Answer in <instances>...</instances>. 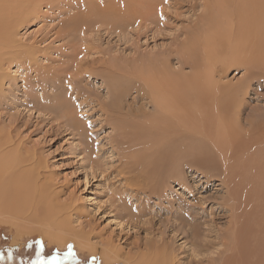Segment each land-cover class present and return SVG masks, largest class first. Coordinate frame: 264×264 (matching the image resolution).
<instances>
[{
    "label": "rangeland",
    "instance_id": "1",
    "mask_svg": "<svg viewBox=\"0 0 264 264\" xmlns=\"http://www.w3.org/2000/svg\"><path fill=\"white\" fill-rule=\"evenodd\" d=\"M244 1L58 0L60 13L58 8L48 7L47 2H39L41 10L38 19L21 26L17 39L40 51L37 64L40 63L38 66L44 69L35 66L32 69L36 68L37 71L30 73L25 64L22 67L17 64L8 67L7 78L0 92V138L9 139L12 145L20 148V154L23 152L26 159L38 166L36 171L55 189L57 202L66 207L70 228L87 236L88 244L95 250L91 253L87 248L80 249L71 237H66L61 245L58 240H51L44 234L42 225L31 220L16 221L12 219L10 210L0 206V249L12 246L16 250L14 253L3 252L0 259L7 258L6 264H20L24 260L28 264H37L38 258L51 261L58 254L59 259L52 264H125L128 257L131 262L137 263L142 248L157 241V246L165 245L171 250L178 264H225L226 258L227 264H264V203L253 204L246 211L242 208L240 211L239 207L229 211L227 208L232 205L226 200V189L222 185L225 170L222 162L207 168L210 170L208 178L196 169L185 168L182 170L185 181H168L162 194L140 193L135 196L136 188L127 187L126 175L123 174L124 153L132 152L133 155L141 150V154L144 149H140L138 140L130 137V133L123 134L119 130L120 120L109 110L115 98L112 91L115 90L141 87L146 94L143 97L147 98L150 80L154 77H149L152 72L146 63L165 61L169 71L175 75L173 79L190 81L193 69L182 65L178 54L194 38H197L195 56L201 65L203 82L209 81V65L222 60L227 52L234 49L244 54H257L258 49H264V38L256 28H252L253 21H249L250 17L255 16L259 0ZM209 11H213L210 24L206 18ZM75 18H87L89 23L73 27L71 20ZM118 19L122 20V24L115 23ZM71 31L74 32L71 34ZM72 45L73 51L70 48ZM44 53L48 56L42 57ZM61 53L67 54V57ZM217 66L219 71L212 78L214 85L231 87L244 80L246 71L243 66L223 68L221 62H217ZM47 67L49 72L44 71L48 70L45 69ZM261 68L264 70V65ZM46 75L51 78H46ZM116 76L119 78L116 79ZM39 81H43V84ZM209 86L195 91L189 87V95L207 96L208 90L205 88ZM64 92L70 94L67 95L74 102L70 106L76 109H73L76 111L73 114L76 119L73 127L66 126V119H57L59 115L55 116L45 109L51 105L50 100L56 96L63 97ZM131 96L134 93L121 100L125 109H143L146 113H153V107L147 105L146 99L132 104ZM241 101L244 104L241 115L243 122L250 117L256 121L254 125L259 124L256 131H261L253 138L256 148L251 147L250 152H263L260 147L264 148V78L249 83ZM81 102H84L83 106H79ZM188 114L189 117L182 122L188 126L191 135L200 132L203 136H209L202 142L208 150L216 144L220 150L224 148V141L212 132L213 121L210 120H214V113L208 111L204 114L191 109ZM240 126L246 127L243 124ZM210 142L213 144L209 145ZM232 149L227 152L229 165L236 160L233 159V152L237 148L233 146ZM215 152L214 157L217 158L219 155ZM247 178L251 179L247 192L264 194L260 180L251 174ZM169 203L174 211L181 213L182 221L181 217L178 220L179 217L173 218L168 210ZM176 220L185 223L183 226L187 224L186 230H192L195 237L194 233L192 237L181 235L178 228L182 225ZM14 221L20 229L15 228ZM171 222L178 227L170 229ZM246 227H250L249 230ZM236 236L239 238L236 239ZM235 239L244 245L239 243V246ZM249 242V249H245ZM23 245L28 247L33 260L26 259L25 252H19ZM104 248L117 253L118 259L108 263L103 261L101 254ZM69 249L74 258L65 259ZM243 251L249 255H243ZM231 253H238V256L234 254V257Z\"/></svg>",
    "mask_w": 264,
    "mask_h": 264
},
{
    "label": "bare ground",
    "instance_id": "2",
    "mask_svg": "<svg viewBox=\"0 0 264 264\" xmlns=\"http://www.w3.org/2000/svg\"><path fill=\"white\" fill-rule=\"evenodd\" d=\"M42 1L47 2L48 7L54 9L58 8V13H60L61 8L58 6L59 5L58 0H0V92L4 87L5 84L4 81L7 78V72H8L7 69L10 65L17 64V66L21 65L22 67V64H25L29 69L27 71H30V73L37 71L36 68L35 70L32 69L33 67L35 66H37V68L39 67L38 65L40 63L37 64L38 62L37 58H39L38 54L40 53V51L32 46H27L22 44L21 41L17 39V33H18V29L24 24H26V22H29L34 19H38L40 12L39 10H41L39 9L41 5V4L39 5V2L41 3ZM259 1L256 4V8L255 6L253 7L256 10L255 16L250 17L249 21L251 20L253 21L251 25L253 26L254 24V26L252 28L253 29L256 28L260 32V35L264 38V0H259ZM149 3H151V1ZM244 13L246 12L244 11ZM212 15H213V11H209L208 16L206 17L207 21H209V24ZM53 18H55V16H53ZM232 22L234 23L233 20ZM87 23H89V20L87 18H83V19L75 18L71 20V24L73 27L84 25ZM115 23L117 25H120L122 24V20L118 19ZM73 32L74 31H71V34ZM65 33L64 35H66ZM64 35L63 37H65ZM67 38L69 39L68 35ZM196 45H197V38L196 39L194 38L193 40L189 41L188 44L184 45L182 51L178 54L179 62L182 65L190 66L193 69V74L190 77V81L186 82L185 80L173 79V76L175 75L172 74L171 70L169 71L168 63L165 61L159 63H155V62L146 63L145 65H147V67H149L150 69V72H152L150 73L149 77L150 78L151 76L154 77L153 79L150 80L151 82H150L149 93L146 92L148 94V96H146L147 98L143 97V95L146 94L142 92L141 87H127V89L112 91L115 98L113 100L114 102L110 105L109 110L110 113H113L115 115L116 119L120 120V127H118L119 130L123 131V134H125L126 132L130 133L129 134L130 137H135L138 140L140 149L141 148L144 149V152H141V154H140L141 150H139V152L136 151L133 155H131L132 152H129L128 154L127 152L126 154L124 153L123 174L126 175L125 177L126 185L130 189L136 188L137 191H135V196L139 195L140 193L141 194L147 193L148 195L151 194L160 195L162 194L161 193L162 189L167 187L168 181L171 182L172 181L181 182L182 180L185 181L182 174V170H184L185 168L196 169L197 172L205 175L206 178H208V176L210 175V174L208 175V172L210 170L207 168L211 166H215L218 162L219 163L222 162L225 168L223 172L224 175H223L222 185L226 189V195H227L226 200L229 201V203L232 205L229 206L227 209L229 211L230 210L233 211L235 207H239L240 211L241 208L245 209L246 211L253 204L264 203V194H258L257 192H253V193L247 192L249 189L248 185L251 181V179L247 177L250 174L254 178L260 180L261 186H264V148L260 147L261 150L263 149V152L261 151L260 153H258L259 151L253 154L250 152L251 147L252 148L255 147L254 142H252V140H254L253 138H255V136L260 135L261 131H256L257 128L259 127V124L257 123L254 125L253 123H256V121H253L250 117L247 118L245 122H243V120L241 119V115L243 114L242 112L244 107L241 98L249 88V83L259 78H264V73H263L264 70H262L261 68V66L264 65V56H263L264 49L262 50L258 49L257 54H254L252 52L244 54L243 52H239L238 50H234V49L229 53L227 52L226 53L227 55H225L222 60L216 61L215 63H211L209 65L207 71L209 81L203 82V80L201 79V77L203 76L201 71V65L197 61V58L195 56ZM70 48L72 49V51L74 50L73 45L70 46ZM61 50L62 49H60V52ZM76 52L77 50L75 49V54ZM71 53H69L70 56ZM75 54L73 53L72 55ZM63 55L67 57V54L66 55L63 54ZM41 56L46 57L48 56V54L45 55L44 53L43 55L41 54ZM50 60L48 61L50 62ZM217 62H221L223 64V68L224 67L228 68L230 66H243L246 71L244 80L238 82L236 85H233L231 87L214 85L212 82V78L219 71V66H217ZM50 64L49 65L47 64V66H50ZM40 69H44V67ZM45 69H48V67ZM44 71L49 72V69ZM88 71L91 73L90 70ZM79 72L81 73V71ZM89 72H87V74ZM92 72H98V71L93 70ZM36 74L38 73L36 72ZM40 75H42V73ZM50 75L53 76L57 74H50ZM111 75H115V74H111ZM36 76L38 77L39 74ZM51 76L48 77L46 75L45 77L51 78ZM117 77L118 76H116V79ZM54 78L55 76L53 77V80H55ZM39 82H42L43 84V81H39ZM52 83L55 84L54 81ZM211 83L213 85H211ZM206 85H210L208 88H205L206 90H208L207 96L205 95L201 97V95L198 94V96L191 97L192 95H189V91H190L189 87L194 88L193 90L195 91L196 89H201ZM212 86L214 88H210ZM28 91L30 92V90ZM131 93H134V96L133 97L131 96L132 104L137 103L141 99H146L147 105H151L153 107V111H152L153 113H146V111L143 109L139 111L125 109L126 106L124 104L123 106L121 105V100L122 98L123 99L127 98ZM26 94L23 93V95ZM67 94L68 93L66 92L65 94H63L64 95L63 97L60 96L59 98L55 95L56 97H54L52 100L49 101L51 102L50 103L51 105H48L45 109L51 112L52 114H54L55 116L59 115L57 119L60 117L66 119L65 120L66 126L73 127L75 124L74 120H76L73 114H75L76 111L74 110L76 109L71 108L70 104H72L73 101L71 100L72 98L68 96L70 94L68 95ZM27 95H32V94L28 93ZM74 95L72 94V96ZM44 97H46V94ZM76 99L77 97L75 96V100ZM83 105L84 102H81L79 104V106H83ZM100 109L103 110L102 108ZM191 109H195L197 111L200 110L204 114H206L208 111L215 114V117L213 118L214 120H210V122L213 121L212 124L211 123L210 124L212 125V130L214 129L212 132H214L215 136L220 137L222 140L220 138L219 139L222 142L224 141L223 143L224 146H222L224 147L223 149L221 148L220 150L219 149L220 147L216 146L217 145L216 144L211 149L209 148L211 150L210 151L202 144V142L205 139L210 138L209 136H203V134L200 132H195V135H191V131L189 130L188 126H184V122H182L184 118L186 120V117H189L188 113L191 112ZM241 124H243L244 126L246 125L245 128L247 129L241 127L240 126ZM256 140L257 139H255V142ZM211 141H213V139ZM212 144L213 143L209 145ZM233 146H236L237 148L235 149L236 151L233 152L234 153L233 159L236 160L235 162H232V164L229 165L230 159L228 160L226 159L228 156L227 152L231 150L233 151L232 149ZM260 148L258 147L257 149ZM19 152H20V148L16 145L15 146L12 145L9 139L0 138V202L2 201L0 206L4 207V209L6 210H10V212L13 214V215L11 214L12 219L16 221L30 222L31 220L32 222L34 221L37 224L42 225L43 228L45 229L44 234L49 239L58 240V242L61 243L62 245L63 242L66 241L65 239L66 237L67 238L71 237L73 240H75V242H77L78 244L77 246L80 249L87 248L91 253H93L95 247L88 244V241L86 239L87 236H85L82 233L75 232L73 229L70 228L71 224H70L69 214L67 213V209L64 205L59 204L57 202L58 196L57 193L54 191L55 189L52 188L53 186L50 185L48 181L41 176L40 172L36 171L38 169V166L34 163H31L30 159H26V157L23 155V152H21V154L24 157L23 158ZM213 152H215L219 156L217 158L214 157ZM126 159H128L129 162H127ZM239 160L242 161L238 163ZM254 208L257 209L255 206ZM262 208L263 207H261V209ZM173 209H172V204L169 203L168 210L172 212L174 216L173 218L179 217L177 218V220L180 219L181 213H178L176 212L177 211L176 209H175L176 211H174ZM227 209L225 208V210ZM233 214L235 215V213ZM15 215H17L18 217H16ZM184 215L185 214H183V216ZM233 216H231V218ZM185 218L186 216L183 219ZM16 221H14L13 225L16 226L15 228L20 229V226L15 224ZM181 221H182V217H181ZM246 222L248 223V221ZM180 224L182 226L178 228L179 233L183 236L188 237L190 235L192 237L194 232L190 229H189L190 232L186 230L185 226L187 224L185 226H183L185 223L183 224L180 223ZM176 227H178V225L171 222L170 229H174ZM246 228L249 230L250 227H246ZM246 233L244 234L245 237H247ZM233 234H231V236ZM237 234L238 233L236 231V235ZM194 237H195V233H194ZM237 237L238 236H236V239ZM237 241L239 246L240 244L241 245L243 244L239 240H236V242ZM156 242L157 241L148 243L147 246L143 247L145 249V252L144 249L142 248L139 262L133 263L131 262V259L128 257L127 259H125L124 263L125 264H178L177 261L175 260L174 255H172L171 250L169 251L165 245L161 246L158 244L157 246L158 242L157 243ZM144 245H146V243H144ZM248 245H247L248 248L247 246L246 248L244 246V248L249 249L250 242ZM235 246L233 247L234 248L233 250H235ZM241 248H243V246H241ZM239 250H241L240 247ZM243 252L241 253L243 254ZM238 253L236 254L234 253V254L238 256ZM234 254H232V256H234ZM246 254L244 252L243 255ZM101 256L104 258L103 261L107 263L110 261H116L118 259V254L109 248L103 250ZM231 258L229 260H231ZM136 259L137 258H135L134 260ZM225 264H227V258ZM242 264L245 263L242 262Z\"/></svg>",
    "mask_w": 264,
    "mask_h": 264
},
{
    "label": "flooded vegetation",
    "instance_id": "3",
    "mask_svg": "<svg viewBox=\"0 0 264 264\" xmlns=\"http://www.w3.org/2000/svg\"><path fill=\"white\" fill-rule=\"evenodd\" d=\"M13 249H15L14 247H10V248H8V247H6V248H3V249H0V254H2L3 252H5V251H9V252H11V253H14L16 250H13ZM28 250V247H26V246H24L23 245V247H20V249H19V252H21V253H24V256H25V258L26 259H30V260H33L34 259V257H33V255H32V253L31 252H28L27 251ZM30 253H31V255H30ZM23 257V256H22ZM17 258V257H16ZM0 264H6V262H7V258H4V259H0ZM20 264H28V262H26V260H24L23 261V263L21 262Z\"/></svg>",
    "mask_w": 264,
    "mask_h": 264
},
{
    "label": "snow or ice",
    "instance_id": "4",
    "mask_svg": "<svg viewBox=\"0 0 264 264\" xmlns=\"http://www.w3.org/2000/svg\"><path fill=\"white\" fill-rule=\"evenodd\" d=\"M68 258H74L71 249H69V252L65 256V259H68ZM58 259H59L58 254L56 256H53L51 258V261H45L43 258H38L37 264H52V262L57 261Z\"/></svg>",
    "mask_w": 264,
    "mask_h": 264
}]
</instances>
